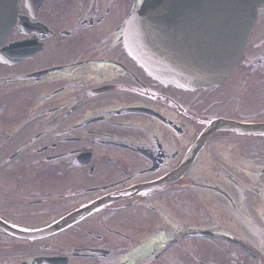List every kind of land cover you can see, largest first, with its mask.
I'll return each instance as SVG.
<instances>
[{
	"label": "flooded vegetation",
	"instance_id": "1",
	"mask_svg": "<svg viewBox=\"0 0 264 264\" xmlns=\"http://www.w3.org/2000/svg\"><path fill=\"white\" fill-rule=\"evenodd\" d=\"M141 1L16 0L0 45L25 43L0 55V264H264V131L217 130L190 153L216 119L264 124V9L223 82L183 90L123 50Z\"/></svg>",
	"mask_w": 264,
	"mask_h": 264
},
{
	"label": "water",
	"instance_id": "2",
	"mask_svg": "<svg viewBox=\"0 0 264 264\" xmlns=\"http://www.w3.org/2000/svg\"><path fill=\"white\" fill-rule=\"evenodd\" d=\"M14 3L0 0V42L12 27ZM263 7L264 0H146L125 24V50L161 83L206 88L239 64ZM228 127L249 133L264 125L219 120L207 131Z\"/></svg>",
	"mask_w": 264,
	"mask_h": 264
},
{
	"label": "rangeland",
	"instance_id": "3",
	"mask_svg": "<svg viewBox=\"0 0 264 264\" xmlns=\"http://www.w3.org/2000/svg\"><path fill=\"white\" fill-rule=\"evenodd\" d=\"M264 109V108H263ZM249 110V112H250V109H248ZM242 114H238L239 116H241V118L242 117H245V119H248V118H254V116H255V114H245L243 111L241 112ZM253 120V119H252ZM260 142H258V144H257V152H259V154L263 151V150H260L261 148H262V146H261V144H259ZM264 177V176H263ZM262 177V178H263ZM264 179V178H263ZM217 218H220V217H217ZM242 230V229H241ZM242 232H243V230H242Z\"/></svg>",
	"mask_w": 264,
	"mask_h": 264
}]
</instances>
